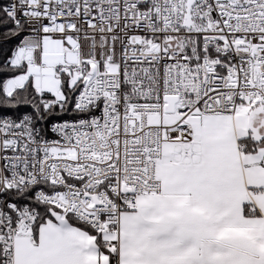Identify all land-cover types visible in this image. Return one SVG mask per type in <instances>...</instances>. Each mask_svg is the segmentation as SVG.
Instances as JSON below:
<instances>
[{"label": "snow or ice", "instance_id": "1", "mask_svg": "<svg viewBox=\"0 0 264 264\" xmlns=\"http://www.w3.org/2000/svg\"><path fill=\"white\" fill-rule=\"evenodd\" d=\"M0 264H264V0H0Z\"/></svg>", "mask_w": 264, "mask_h": 264}, {"label": "trees", "instance_id": "2", "mask_svg": "<svg viewBox=\"0 0 264 264\" xmlns=\"http://www.w3.org/2000/svg\"><path fill=\"white\" fill-rule=\"evenodd\" d=\"M5 2H6V0H5Z\"/></svg>", "mask_w": 264, "mask_h": 264}]
</instances>
